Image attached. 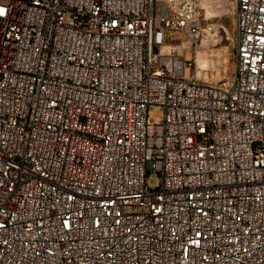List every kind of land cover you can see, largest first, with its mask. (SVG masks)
<instances>
[{
    "label": "built area",
    "instance_id": "2783aa9c",
    "mask_svg": "<svg viewBox=\"0 0 264 264\" xmlns=\"http://www.w3.org/2000/svg\"><path fill=\"white\" fill-rule=\"evenodd\" d=\"M0 10V264H264V0Z\"/></svg>",
    "mask_w": 264,
    "mask_h": 264
},
{
    "label": "rangeland",
    "instance_id": "374dc122",
    "mask_svg": "<svg viewBox=\"0 0 264 264\" xmlns=\"http://www.w3.org/2000/svg\"><path fill=\"white\" fill-rule=\"evenodd\" d=\"M224 21L230 30L231 36H233L235 29L234 16L225 17ZM188 52L187 54L192 60V65L185 71V76L187 77L195 76L199 80L217 81L223 77L232 76L235 72L236 47L232 37L225 43L213 48L191 45ZM187 54L184 52L182 56L186 57ZM200 61H204L202 63L205 65H200ZM150 115L159 123L163 119V110L161 107L155 106L150 110ZM157 181V174L151 173L152 186H156Z\"/></svg>",
    "mask_w": 264,
    "mask_h": 264
},
{
    "label": "bare ground",
    "instance_id": "6f19581e",
    "mask_svg": "<svg viewBox=\"0 0 264 264\" xmlns=\"http://www.w3.org/2000/svg\"><path fill=\"white\" fill-rule=\"evenodd\" d=\"M202 62H204V61H200V65H202L203 64V66L205 65L204 63H202Z\"/></svg>",
    "mask_w": 264,
    "mask_h": 264
},
{
    "label": "snow or ice",
    "instance_id": "6c2138e0",
    "mask_svg": "<svg viewBox=\"0 0 264 264\" xmlns=\"http://www.w3.org/2000/svg\"><path fill=\"white\" fill-rule=\"evenodd\" d=\"M0 14H2V10H0Z\"/></svg>",
    "mask_w": 264,
    "mask_h": 264
}]
</instances>
